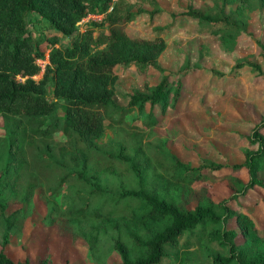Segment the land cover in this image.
<instances>
[{"label": "trees", "instance_id": "1", "mask_svg": "<svg viewBox=\"0 0 264 264\" xmlns=\"http://www.w3.org/2000/svg\"><path fill=\"white\" fill-rule=\"evenodd\" d=\"M144 1L156 4L155 0ZM131 8L128 0H0V116L9 125L6 161L0 167V195L6 191L23 211L42 182L55 184L49 191L53 196L61 195L60 189L66 185L71 190L65 195L63 209L54 200L43 198L48 208L42 224L54 225L61 236L84 241L91 251L105 241L108 250L119 255L120 264H162L165 259L170 260L168 264H184L187 241L181 244L183 248L178 242L189 232L201 247L215 245V251L208 252L207 264H264V231L245 212L230 205L243 206L245 195L254 188L264 191V120L244 136L247 146L242 161L229 165V172L223 175L231 193L217 202L205 187L194 191L193 184L216 177L214 173L224 168L221 164L186 166L162 143L150 149L143 142L144 133L133 125L115 145L95 143L103 134L104 117L112 121V112L118 116L116 124H122L134 109L141 112L145 104L156 105L164 113L169 96L173 101L178 98L181 81L189 73L183 66L176 80L162 75L145 92L133 91L125 107L114 104L115 66H132L139 74L150 67L163 72L157 64L165 47L162 36L130 37L125 32L134 15ZM158 11L154 7L149 18ZM184 14L207 24L222 41L234 34L228 14L216 18L191 7ZM90 15L100 16V20L91 19V26L78 32L77 23ZM40 27L51 35H36ZM66 36L72 40L58 45ZM42 41L49 50L41 78L35 80L33 76L40 71L36 60L44 58L38 47ZM244 66L262 74L255 62L240 59L234 63V68ZM48 81L53 97L63 101V116L43 127L45 117L55 109L45 96ZM148 119L146 127L156 122L151 114ZM54 128L60 129L66 145L54 156L44 144L43 156L27 164L23 145L32 147L37 137L47 138ZM93 158L94 163H89ZM30 164L37 165L44 181L31 176L18 186L23 166ZM117 169L118 175H128L122 181L128 184L107 189L100 175ZM241 169L246 171L245 182L233 174ZM5 207L1 201L4 246L7 230L17 218L4 216ZM0 264L30 263L27 259L13 261L3 247Z\"/></svg>", "mask_w": 264, "mask_h": 264}, {"label": "rangeland", "instance_id": "2", "mask_svg": "<svg viewBox=\"0 0 264 264\" xmlns=\"http://www.w3.org/2000/svg\"><path fill=\"white\" fill-rule=\"evenodd\" d=\"M155 1L153 6L159 11L150 19L148 13L154 8L151 4L144 0H128L129 5L132 4L130 10L134 15L126 24L125 32L130 37L150 38L157 33L162 36L165 47L157 58V64L163 72L150 67L144 74H139L132 66H115L112 96L114 104L125 107L133 91L145 92L162 75H169L176 80L183 66L188 68L189 73L181 81L178 98L173 101L169 96L164 113L156 105L150 107L145 104L141 112L134 109L124 117L122 124H116L118 116L112 112L109 115L112 121L107 116L104 117L103 134L95 143L100 146L115 145L124 138L129 125H133L144 133L143 142L150 149L162 143L186 166L221 164L224 168L214 173L216 177H208L204 182L193 184L194 191L205 187L208 196L217 202L222 198L226 199L231 193L223 175L229 172V165L242 161L247 146L244 136L254 124L264 120V0ZM188 7L216 18H223L228 14L234 34L222 41L220 34L213 33L207 24L185 16ZM92 17H86L77 23L78 32L91 26V19L100 20V16ZM51 33L40 27L36 35L46 38ZM94 33H97V29ZM58 36L60 37L59 34ZM71 40L72 37L69 36L61 37L58 45H67ZM38 47L44 51V58L36 60L42 69L33 76L35 80L41 78L49 50L46 41H42ZM240 59L255 62L262 74H257L247 66L234 68L236 60ZM51 87V81H48L45 96L54 103L55 109L45 117L43 127H48L55 117L63 116V101L53 97ZM148 114L156 118V122L150 127L144 124L149 121ZM8 126L0 116V167L4 165L7 156ZM48 133L47 138L37 137L30 148L23 145L22 156L27 164L43 156L46 148L51 149L55 156L57 149L66 145L67 139L59 128L49 129ZM40 140L43 141L42 145ZM44 144L48 146L44 148ZM89 163H94V158ZM119 173L118 170L100 175L102 185L115 190L120 183L128 184L127 181L122 182L128 175H118ZM46 174L49 175L48 172ZM233 174L243 182L247 180L244 169ZM31 176L44 181L37 165L30 164L23 166L18 186L22 187ZM54 185L47 181L39 184L34 190L32 202L23 211L19 201L3 191L0 202H5L4 216L11 219L16 215L17 218L15 224L7 230V244L4 246L5 224L0 217V250L4 247L5 254L13 261L27 259L30 264H120L119 255L108 250L105 241L91 251L84 241L61 236L54 225L42 224L48 208L43 198L54 200L63 209L65 195L71 190L64 185L60 189L61 195L53 196L49 191ZM230 205L236 211L245 212L253 219L256 227L264 231V191L261 188L248 191L243 206L234 202H230ZM185 241L188 254L184 264H207L210 260L209 253L216 249L214 244H207V248L201 247L190 232L183 233L178 247L183 248L181 244ZM169 262L170 260L165 259L162 264Z\"/></svg>", "mask_w": 264, "mask_h": 264}, {"label": "built area", "instance_id": "3", "mask_svg": "<svg viewBox=\"0 0 264 264\" xmlns=\"http://www.w3.org/2000/svg\"><path fill=\"white\" fill-rule=\"evenodd\" d=\"M92 16H93V15H90V16H88V17L93 18ZM37 64H38L39 66H41L39 62H38ZM41 69H42V66L40 67V70H41Z\"/></svg>", "mask_w": 264, "mask_h": 264}]
</instances>
